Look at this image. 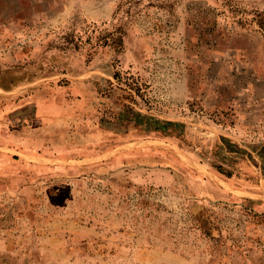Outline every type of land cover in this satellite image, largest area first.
<instances>
[{
	"label": "rangeland",
	"instance_id": "1",
	"mask_svg": "<svg viewBox=\"0 0 264 264\" xmlns=\"http://www.w3.org/2000/svg\"><path fill=\"white\" fill-rule=\"evenodd\" d=\"M0 264H264V0H0Z\"/></svg>",
	"mask_w": 264,
	"mask_h": 264
},
{
	"label": "trees",
	"instance_id": "2",
	"mask_svg": "<svg viewBox=\"0 0 264 264\" xmlns=\"http://www.w3.org/2000/svg\"><path fill=\"white\" fill-rule=\"evenodd\" d=\"M117 42V41H116ZM119 43V42H118Z\"/></svg>",
	"mask_w": 264,
	"mask_h": 264
}]
</instances>
